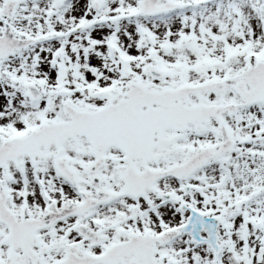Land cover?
<instances>
[{"label": "snow or ice", "instance_id": "snow-or-ice-1", "mask_svg": "<svg viewBox=\"0 0 264 264\" xmlns=\"http://www.w3.org/2000/svg\"><path fill=\"white\" fill-rule=\"evenodd\" d=\"M0 264H264V0H0Z\"/></svg>", "mask_w": 264, "mask_h": 264}]
</instances>
